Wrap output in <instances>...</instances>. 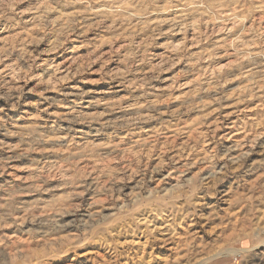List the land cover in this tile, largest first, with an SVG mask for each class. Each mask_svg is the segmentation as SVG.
<instances>
[{
  "label": "clouds",
  "instance_id": "9594fccd",
  "mask_svg": "<svg viewBox=\"0 0 264 264\" xmlns=\"http://www.w3.org/2000/svg\"><path fill=\"white\" fill-rule=\"evenodd\" d=\"M225 23L236 32L210 38ZM90 31L97 43L47 55ZM117 38L89 88L95 49ZM233 40L239 84L218 75L164 104L161 72L198 74ZM41 248L63 257L47 264H264V0H0V264Z\"/></svg>",
  "mask_w": 264,
  "mask_h": 264
},
{
  "label": "rangeland",
  "instance_id": "374dc122",
  "mask_svg": "<svg viewBox=\"0 0 264 264\" xmlns=\"http://www.w3.org/2000/svg\"><path fill=\"white\" fill-rule=\"evenodd\" d=\"M26 5L24 3H21L19 5V8L24 9ZM25 18L29 15L27 12L24 13ZM238 28V25L233 24L229 25L225 23L223 26L219 28H215L212 32V35L210 38H218L222 35H224L226 32L229 33H234L236 32ZM252 26H249V31H251ZM95 32L90 31L85 34V36H82L79 38V40H70L69 43L65 44L63 48H61L58 51H54L51 53H48L47 55L50 57H60V53L64 51V49L71 47L72 45L79 44L81 41H90L92 44L97 43V40L91 39L94 37ZM196 34L193 33L192 36L190 37V42L192 43V47L189 49V51L195 52L199 48L202 47L201 44L196 42L195 39ZM120 39L117 38L115 42L111 41L110 39L107 40V42L101 43V46L97 49H95L96 55L99 56L100 58L96 60L94 63L89 65V71L91 72V77H90V83L87 85L89 88L93 89H101L104 88L103 82H97L99 80V71L98 69L101 68V62L107 60V57H109L112 53V49L116 47V45H119ZM241 41L239 40H233L231 42V47L233 51L226 52L222 55L219 56V63H214V58L209 54L208 59L203 61V64L205 65L202 69V71L198 74H193L190 72L183 71L185 64L184 61H180L177 63H173L171 67H168L167 71H163L159 74V79L156 81H153L154 84L160 85L159 88L156 89V91H162L165 94V99H164V104L167 107L173 108V110H176L177 105H180L184 97L181 95L183 94H188L190 89H194L195 84H199L202 80L208 79L212 80L217 78V76H224L226 77L225 80V87L226 88H233L235 85L240 83V77H237L236 79H231L229 78V73L236 71V66L238 62H244L245 58L242 56H237L234 54V51L236 49V46L240 44ZM46 42H41L37 47L39 48H45ZM181 47V43L177 42L175 45L176 49H179ZM91 49L87 46H83L79 48V53L82 56H89L91 54ZM123 51V47H116V54L119 55V53ZM161 53L164 52V49L161 48L159 49ZM115 57H113L112 60H107V68H113L115 64ZM58 64H60L61 68H69L71 69L72 67H76V60L73 58L72 53H66L64 57H61L58 61ZM85 62L80 63L79 67L82 69L84 68ZM208 65H212L211 68L208 67ZM163 66V65H161ZM193 69L197 68L198 65H191ZM85 77L89 76L88 72L83 73ZM80 79V76L77 75L74 77L73 81H69V83L74 82L75 80ZM179 85V87H177ZM127 91V90H125ZM199 90L195 89L191 94L193 99L197 98V92ZM208 93L212 92V87L209 85L206 89ZM101 95H106V96H113L117 100L123 99L125 103L128 101V97L124 96L121 97L119 95L113 94L108 91H104L101 93H98ZM225 115L223 116V119L225 121L234 119V115L231 113L230 108H225L224 109ZM103 115V114H102ZM166 116L167 113H164ZM154 121H149L148 123H153ZM196 121H190L188 123L189 128H193V132L188 134V140H192L196 133L200 131L201 129H197L195 127ZM211 127L212 125H208ZM203 127V126H201ZM228 129H220L217 127L216 132L217 134H222L223 131H227ZM230 142V141H226ZM180 141L177 139L173 138L172 139V145L175 146ZM184 143H187V141H184ZM16 164H21L22 161H16ZM25 173L20 172L19 175H24ZM8 179H11V177H8ZM19 183V181H17ZM30 197H24V199H29ZM31 255L35 258L37 261V264H47L49 259L52 260H57V259H63V257H48L47 252L49 251L48 249H29ZM51 251H55L54 248L51 249ZM91 255V252H82L81 255L78 257L79 261H87L89 256Z\"/></svg>",
  "mask_w": 264,
  "mask_h": 264
}]
</instances>
